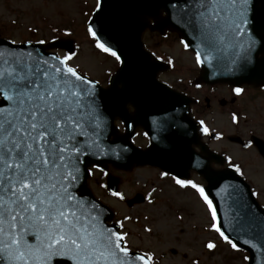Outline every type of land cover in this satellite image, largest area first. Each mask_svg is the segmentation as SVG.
Returning <instances> with one entry per match:
<instances>
[{
  "label": "snow or ice",
  "instance_id": "1",
  "mask_svg": "<svg viewBox=\"0 0 264 264\" xmlns=\"http://www.w3.org/2000/svg\"><path fill=\"white\" fill-rule=\"evenodd\" d=\"M145 6L151 7L150 0H145ZM104 8L103 0H95L93 12L98 17ZM164 12L195 41L193 45L190 40H179L184 51H191L194 66L207 64L214 75L241 72L264 80V62L256 57L257 52H264V0H166ZM91 19L84 21L85 34L95 49L120 66L115 78L121 81L120 89L113 81L112 87L99 91L98 82L73 64L78 53L70 42L62 45L67 50L59 55L43 48L28 50L24 46L31 40H23L21 47L14 39L6 45L0 40V264H156L151 251L131 250L127 242L130 233L123 230L130 216L108 225V209L78 190L82 180L94 172L108 175L94 161L102 157L120 160L130 151L127 142L120 145L107 140L114 133L105 114L120 116L116 128L123 125L127 129L133 125L123 115L124 105L130 111L138 109L129 58L102 39L103 20H97L98 27H94ZM27 31L36 33L38 28L31 26ZM48 32L50 39L39 38L35 43L55 47L60 34L73 35L67 26L49 25ZM167 63L174 65L171 58ZM244 91L241 87L231 89L235 96ZM238 121L233 113L232 124ZM152 123L150 141L160 140L169 129L183 127L170 115L153 118ZM196 123L202 135H210L204 120ZM213 138L221 139V133ZM252 147L251 139L243 144L245 149ZM181 149L177 138L174 150L179 153ZM224 162L237 175L243 174L231 157L226 156ZM195 166L199 167L200 161ZM159 176L170 177L179 189L193 190L209 218L206 231L215 233L233 253H240L241 246L247 245L259 253L257 264H264V217L248 207L238 188L220 185L216 190L217 195L224 194L221 199L231 201L229 207L236 213L227 225H221L215 201L203 185L170 171H161ZM108 191L118 200L125 198L122 192ZM155 191L144 197L149 205L154 204L150 197ZM223 227L231 228L235 239ZM143 230L151 232L149 227ZM217 247L212 239L202 244L209 253ZM191 264L199 262L194 259Z\"/></svg>",
  "mask_w": 264,
  "mask_h": 264
},
{
  "label": "rangeland",
  "instance_id": "2",
  "mask_svg": "<svg viewBox=\"0 0 264 264\" xmlns=\"http://www.w3.org/2000/svg\"><path fill=\"white\" fill-rule=\"evenodd\" d=\"M94 7V0H0V38L14 39L16 43H22L23 40L35 42L43 37L50 39L49 25L67 26L73 35L64 37L60 34L58 38L74 42L78 55L73 64L105 86L119 65L114 58L95 49L85 34L83 24ZM31 26H36L38 31L29 33L27 29ZM143 41L148 50L166 60L171 58L174 62V69L162 72L158 79L187 94H194L192 83L199 72L192 62L191 54L182 51L178 36L174 33H167L165 37L145 33ZM57 54L63 55V52ZM202 117L200 120L206 122V116ZM215 127L226 134L233 130L226 119L216 118ZM138 143L144 144L142 139ZM210 148L228 150L226 152L232 157H240V153L230 147L226 140L214 142ZM101 167L108 175L94 172L92 177H88L87 184L93 195L112 210V222L122 220L125 215L131 217V221H124L123 230L130 233L127 242L132 251H151L156 264H191L194 259L199 264H247L243 260L245 252L233 253L219 241L215 233L205 230L209 218L205 215L202 202L191 189H179L168 177L161 179V171L155 168L133 166L129 170H117L109 164ZM108 176L117 178L118 189L124 194V200L136 193L146 196L155 189L150 197L154 204L149 205L145 201L128 208L124 200L110 196L105 188L100 187L106 184ZM251 179L253 186H257L258 201L264 207V178ZM190 180L204 186L202 178L195 173L190 174ZM177 216L181 219L177 220ZM145 227H149L151 232H144ZM209 239L218 244L217 249L211 253L202 248V244Z\"/></svg>",
  "mask_w": 264,
  "mask_h": 264
},
{
  "label": "water",
  "instance_id": "3",
  "mask_svg": "<svg viewBox=\"0 0 264 264\" xmlns=\"http://www.w3.org/2000/svg\"><path fill=\"white\" fill-rule=\"evenodd\" d=\"M103 3L105 8L102 16L98 17L96 13H93L90 23H92L94 27H98L96 21L102 19L104 22L102 39L108 40L110 44L118 48L129 58L132 82L138 96V109H135L133 121L142 124L148 136L154 134L153 118L163 119L166 115H170L173 120L179 122L183 127L180 129H169L167 133L161 135L160 140L150 141V146L145 151H138L135 148H131L130 144L128 145V138L131 136L129 130H126L123 136L115 137L113 141L110 139L112 135H109L107 137L109 142L120 145L127 142L130 151L124 153L120 160L102 157L100 160L94 162L98 163L100 166L109 163L117 168L123 169L129 168L133 164L138 166L150 165L158 167L162 171H170L172 174L179 173L182 178H187L189 170L193 169L201 174L206 181V191L209 197L214 199L215 206L218 209L219 224L227 225L231 217L236 215L235 210L229 207L231 201L226 198L221 199V196L224 195L223 193L220 195L216 194V190L220 185H232L238 188L243 199L247 202L248 207L254 210L258 217H264V210L255 201L254 197L251 195L249 186L240 177L236 176L231 170L221 172L211 171L208 167V159L214 157L206 151L205 147L199 146L204 157L193 152L191 145H199V137L196 133V124L189 117V99L182 94L171 91L165 85L156 81V74L162 68V65L153 61L148 53L142 49L141 34L147 20V18H145L146 16L142 15H148V17L156 16L159 9H164L166 6V0H150L151 7L145 6V0H103ZM166 28L177 30L183 39L190 40L193 45L195 44L192 37L187 36L186 33L169 18L155 25V29L161 33ZM151 30L153 29L151 28ZM68 42H70L72 46L71 41L58 40L55 47L32 43L24 47L28 50L41 48H43L44 51L46 49L67 50V48L62 45L68 44ZM4 43L6 45L7 42L4 41ZM21 45L22 44H18L16 46L21 47ZM259 54H261L262 57L258 60L264 62V52H257V58ZM119 71L120 67L115 75L110 78L107 88L98 86V90L103 92L109 87H112L113 81H115L114 86L120 89L122 86L121 81L115 79ZM200 77L201 80L206 83L226 82L238 84L241 82H264V80L259 77H251L241 72L231 74L217 73L214 75L213 69L208 67L207 64L201 67ZM105 115L111 122L110 130L113 132L112 121L114 116H109L107 113ZM123 115L125 119H127V122H129L125 111V105ZM177 138L182 142V149L179 153L174 150V143ZM197 160L200 161L199 167L195 166ZM86 179L87 177L82 180L81 185L78 186V190L89 199H94L91 192L87 189ZM117 186L118 182L115 178L110 177L107 179V192H109L108 189L117 191ZM143 201V197L137 194L134 198L126 200L125 203L128 207H131ZM105 208L108 209L107 207ZM111 219L112 213L108 209L105 223ZM222 230L235 239V234L232 232L231 228L223 227ZM241 247L248 253L249 260L247 264H257L259 253L249 248L247 245H242Z\"/></svg>",
  "mask_w": 264,
  "mask_h": 264
},
{
  "label": "flooded vegetation",
  "instance_id": "4",
  "mask_svg": "<svg viewBox=\"0 0 264 264\" xmlns=\"http://www.w3.org/2000/svg\"><path fill=\"white\" fill-rule=\"evenodd\" d=\"M163 15V14H161ZM197 77V76H196ZM193 80L194 94H189L192 102L190 104V114L195 121H198L205 115L207 121L206 126L209 129L210 135L204 136L199 131L198 134L200 140L203 142L205 137L208 139L203 142L207 147H211L214 142H222L226 140L230 147L235 148L240 157H232L228 150L213 149L212 152L221 157V164L211 162L210 166L216 170L230 169L224 162V158L231 157L232 163L240 166L242 175L241 178L248 180V183L252 189V192L257 193V186L254 187L251 182V178H264V152L261 151V146H264V83H243L238 86H232L228 84H202ZM199 84L200 87L196 88L195 85ZM172 88L180 91L175 86ZM234 87H241L245 91L240 96L232 94L231 89ZM180 92L187 94L183 90ZM197 92L199 94L197 95ZM127 117L131 125H133V132L131 142L136 148L145 149L148 146V137L143 135L145 133L144 127L139 123L133 121L134 109L129 110V106L126 105ZM237 114L239 121L234 125L231 122L232 114ZM216 118L220 120L226 119L232 127L231 133H224L222 129L215 127ZM120 118L115 116L113 120L114 131L116 134H120L123 131V125L117 129L116 125L119 123ZM217 132L221 133L222 138L217 140L213 137ZM229 137H237L235 141H229ZM142 139L144 144H139L138 140ZM249 139L253 141V147L250 149L243 148V144ZM234 149V151H236ZM195 152H199V147L193 146ZM259 188V187H258ZM260 190V188H259ZM258 196V194L256 195Z\"/></svg>",
  "mask_w": 264,
  "mask_h": 264
}]
</instances>
